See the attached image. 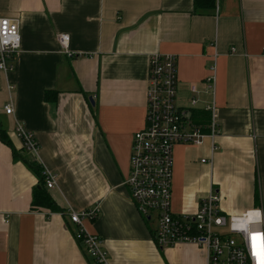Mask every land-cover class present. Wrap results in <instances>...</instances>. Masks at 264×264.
<instances>
[{"label": "crops", "instance_id": "obj_1", "mask_svg": "<svg viewBox=\"0 0 264 264\" xmlns=\"http://www.w3.org/2000/svg\"><path fill=\"white\" fill-rule=\"evenodd\" d=\"M0 17L18 18L21 36L13 69L0 70V125L12 145L0 140V264H93L66 212L94 205L85 227L109 264L206 263L194 244L161 254L124 184L154 52L176 54V104L193 125L208 133L212 116L219 124L214 140L175 144L173 214H194L218 191L225 214L259 213L264 228V0H216L211 10L194 0H0ZM214 62L212 93L204 79ZM16 121L33 133L37 159ZM22 157L56 174L47 191L64 214L32 204L38 177Z\"/></svg>", "mask_w": 264, "mask_h": 264}, {"label": "built area", "instance_id": "obj_2", "mask_svg": "<svg viewBox=\"0 0 264 264\" xmlns=\"http://www.w3.org/2000/svg\"><path fill=\"white\" fill-rule=\"evenodd\" d=\"M19 29L18 18L0 17V70L4 72L14 67L21 44ZM58 41L65 52L72 55L67 49L69 35L58 34ZM209 69L204 85L213 93L215 62ZM177 86L176 54L152 53L148 62L144 125L133 133L129 173L124 180L131 199L144 218L154 220L153 239L161 250L182 243L194 244L205 255V264H264V228L259 213L225 214L218 191H210L202 197L194 214L179 217L171 210L175 144L200 145L205 137L214 140L219 132V124L213 116L208 133L193 125L187 111L176 104ZM3 108L6 114H11L12 104L7 103ZM207 109L214 113L213 100ZM14 131L23 149L37 159L39 146L33 133L19 121L15 122ZM42 175L46 188L56 185L55 173L42 168ZM98 210L94 205L81 210L70 209L66 215L75 226V241L92 263L109 264L102 240L85 227L86 222L97 217Z\"/></svg>", "mask_w": 264, "mask_h": 264}, {"label": "trees", "instance_id": "obj_3", "mask_svg": "<svg viewBox=\"0 0 264 264\" xmlns=\"http://www.w3.org/2000/svg\"><path fill=\"white\" fill-rule=\"evenodd\" d=\"M215 1L216 0H194V6L200 10H211L214 8L215 6ZM51 93V91H46L44 94V97L46 99H53L49 98V94ZM56 92H52V94L55 96ZM0 140L7 144L8 146L12 147L11 142L7 136V133L5 131V129L0 125ZM15 155L16 152L14 151ZM17 156H19L17 154ZM22 159L24 160V162L35 172V174L38 177V185L35 186L34 191L32 193V204L34 206H44L49 208L51 211L54 212H61L62 214H64L63 210L58 207V205L55 203L54 199L52 198V196L48 193L47 188L44 184V177L42 175V168L40 167V165L38 163H36L33 160H30L28 158H24L22 157ZM87 259H89L87 257ZM90 262H92L89 259Z\"/></svg>", "mask_w": 264, "mask_h": 264}, {"label": "rangeland", "instance_id": "obj_4", "mask_svg": "<svg viewBox=\"0 0 264 264\" xmlns=\"http://www.w3.org/2000/svg\"><path fill=\"white\" fill-rule=\"evenodd\" d=\"M150 222V224H151V226H152V228L154 229L155 228V222H154V220L153 221H149ZM160 250V249H159ZM161 251V254H163L164 253V251L163 250H160ZM160 254V256L161 257H163L162 255Z\"/></svg>", "mask_w": 264, "mask_h": 264}, {"label": "water", "instance_id": "obj_5", "mask_svg": "<svg viewBox=\"0 0 264 264\" xmlns=\"http://www.w3.org/2000/svg\"><path fill=\"white\" fill-rule=\"evenodd\" d=\"M88 99H89V101L91 102V104L94 103L93 97H92L91 95L88 97Z\"/></svg>", "mask_w": 264, "mask_h": 264}]
</instances>
